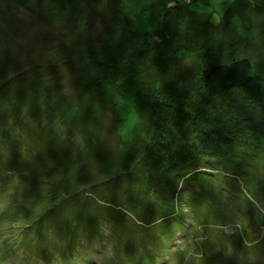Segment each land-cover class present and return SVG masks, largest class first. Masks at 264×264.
Masks as SVG:
<instances>
[{"label": "rangeland", "instance_id": "374dc122", "mask_svg": "<svg viewBox=\"0 0 264 264\" xmlns=\"http://www.w3.org/2000/svg\"><path fill=\"white\" fill-rule=\"evenodd\" d=\"M164 2L186 18L158 65L200 71L171 57L181 42L202 66L231 61L221 22L264 46V0H0V264H264V142L195 174L159 160L141 85L160 76L134 48Z\"/></svg>", "mask_w": 264, "mask_h": 264}, {"label": "trees", "instance_id": "16d2710c", "mask_svg": "<svg viewBox=\"0 0 264 264\" xmlns=\"http://www.w3.org/2000/svg\"><path fill=\"white\" fill-rule=\"evenodd\" d=\"M59 1L63 5H72L77 0ZM164 3V13L160 19L161 29L147 31L145 37L151 46L134 48L135 52L144 51L141 62L151 64L149 69L155 68L160 76L153 82L142 84L141 90L146 92L147 102L154 116V136L166 148V153L160 154L159 160L168 167L184 168L185 171L195 174L202 161L221 159L226 153H233L235 148L249 146L253 137L259 139V143L264 142V53L259 52L264 46L253 47L251 42L244 41L234 26H228L229 23L226 28L225 22L215 25L206 21V27L216 26V36H227L229 42L233 36L241 44L242 47L235 46L230 51L233 58L231 61L202 66L196 46L193 44L188 52L180 51L178 46L181 42L177 46L173 45L178 52L172 53L171 57H179L180 54L179 59L193 56L200 71L187 74L182 67L173 68L166 59L162 65H158L156 59L160 54V47L170 49L172 46L165 42V32H170L167 24L169 25L170 20L177 22V18H186L184 13L173 11L170 4ZM177 7L176 10H187L178 5ZM197 26L202 27V23H191L185 29L189 31ZM201 29L206 32L204 27ZM219 29L223 31L219 32ZM170 30L175 36L172 28ZM159 33L161 35H156ZM184 33L187 32L179 30V36L175 37L180 39ZM185 37L190 39L187 35ZM144 44L142 40V45ZM165 133L172 135L171 141L164 142ZM12 206L13 211L8 213L18 209L25 210L14 204Z\"/></svg>", "mask_w": 264, "mask_h": 264}, {"label": "snow or ice", "instance_id": "6c2138e0", "mask_svg": "<svg viewBox=\"0 0 264 264\" xmlns=\"http://www.w3.org/2000/svg\"><path fill=\"white\" fill-rule=\"evenodd\" d=\"M133 115H135V113H133ZM121 136H126V131H122ZM3 212H4V209L0 208V214H2Z\"/></svg>", "mask_w": 264, "mask_h": 264}]
</instances>
